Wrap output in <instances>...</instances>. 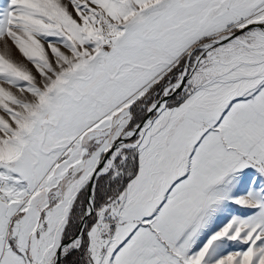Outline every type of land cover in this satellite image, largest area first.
<instances>
[{"label":"snow or ice","instance_id":"6c2138e0","mask_svg":"<svg viewBox=\"0 0 264 264\" xmlns=\"http://www.w3.org/2000/svg\"><path fill=\"white\" fill-rule=\"evenodd\" d=\"M0 264H264V0H4Z\"/></svg>","mask_w":264,"mask_h":264},{"label":"rangeland","instance_id":"374dc122","mask_svg":"<svg viewBox=\"0 0 264 264\" xmlns=\"http://www.w3.org/2000/svg\"><path fill=\"white\" fill-rule=\"evenodd\" d=\"M4 2V0H0V4H2Z\"/></svg>","mask_w":264,"mask_h":264}]
</instances>
